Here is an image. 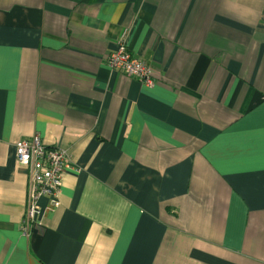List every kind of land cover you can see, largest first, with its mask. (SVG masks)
I'll list each match as a JSON object with an SVG mask.
<instances>
[{
  "label": "crops",
  "instance_id": "0c3cea01",
  "mask_svg": "<svg viewBox=\"0 0 264 264\" xmlns=\"http://www.w3.org/2000/svg\"><path fill=\"white\" fill-rule=\"evenodd\" d=\"M35 133L73 168L25 234ZM0 264H264V0H0Z\"/></svg>",
  "mask_w": 264,
  "mask_h": 264
},
{
  "label": "built area",
  "instance_id": "2783aa9c",
  "mask_svg": "<svg viewBox=\"0 0 264 264\" xmlns=\"http://www.w3.org/2000/svg\"><path fill=\"white\" fill-rule=\"evenodd\" d=\"M110 68L125 74L129 78L142 81L147 86L154 85L155 70L144 59L134 55L125 41L106 56ZM17 162L29 170L31 181L28 189V207L24 219V233L32 228L41 213L39 200L42 196L55 198L62 186L63 175L67 169L73 168L72 157L66 148L48 147L41 136L35 133L30 138H22L16 142Z\"/></svg>",
  "mask_w": 264,
  "mask_h": 264
}]
</instances>
